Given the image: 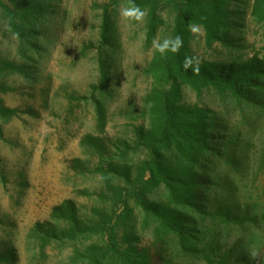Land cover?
Masks as SVG:
<instances>
[{"label": "rangeland", "instance_id": "rangeland-1", "mask_svg": "<svg viewBox=\"0 0 264 264\" xmlns=\"http://www.w3.org/2000/svg\"><path fill=\"white\" fill-rule=\"evenodd\" d=\"M147 1L132 0L147 13L138 23L119 16L129 0H0V264H89L93 250L108 253L101 264L130 251L138 264L161 251L159 264H264V81L242 101L183 86V103L220 122L222 144L205 165L209 185L179 209L185 244L145 218L141 199L167 201L163 186L141 193L142 135L158 87L149 69L161 55L152 42L172 38L185 0H153L152 36ZM255 1L225 0L219 41L208 43L202 26L192 35L200 64L264 65ZM223 211L241 219L225 225Z\"/></svg>", "mask_w": 264, "mask_h": 264}, {"label": "trees", "instance_id": "trees-1", "mask_svg": "<svg viewBox=\"0 0 264 264\" xmlns=\"http://www.w3.org/2000/svg\"><path fill=\"white\" fill-rule=\"evenodd\" d=\"M151 3L149 35H155L158 29L157 3ZM184 2V1H183ZM178 6V5H177ZM253 14L264 24V0H256ZM228 22V9L225 0H185L181 7H176V18L173 27L174 38L183 37L184 46L179 53L168 52L160 55L149 69L158 79V87L152 92L150 103L151 127L142 135L143 145L148 150V159L140 169L141 175L148 176L141 185V193H152L163 186L166 189L167 201L154 203L141 201L145 218L152 217L157 221L155 233L161 237L174 234L183 244L186 243V231L181 226L180 208L193 206L198 199L201 188L209 185L205 165L219 153L222 144L221 126L209 120L207 110L200 106L186 105L182 101V88L190 86L196 92L205 87H214L218 91H228L235 98L248 100L249 91L258 90L264 81V65L249 61L237 68L218 67L204 61L199 65V74L191 69L185 71L182 62L185 55L193 56L190 50L192 34L188 24L194 23L203 27L208 43L219 41L221 31ZM106 117L98 112L97 127L104 130ZM97 146V142H91ZM101 154H106L102 145L97 146ZM221 222L229 225L241 218L232 216L226 211L219 215ZM106 250L89 254V264H101L107 258ZM127 255L118 257L121 264H138ZM163 259L162 251L153 258H143L144 264H159ZM139 264L141 262L137 260Z\"/></svg>", "mask_w": 264, "mask_h": 264}, {"label": "clouds", "instance_id": "clouds-1", "mask_svg": "<svg viewBox=\"0 0 264 264\" xmlns=\"http://www.w3.org/2000/svg\"><path fill=\"white\" fill-rule=\"evenodd\" d=\"M147 13L140 6L134 4L132 0H129L127 5L119 7V16L123 20L136 21L138 23H143ZM188 30L193 36H199L201 33V26L194 23L188 24ZM184 46L183 37L180 35L174 38H167L160 42L158 39L154 38L152 42V47L159 52L161 55H166L168 52L179 53L180 49ZM199 57L185 55L182 62V67L185 71L191 69L194 74H199L200 68ZM250 259L253 261L259 260L261 253L258 250H251Z\"/></svg>", "mask_w": 264, "mask_h": 264}]
</instances>
